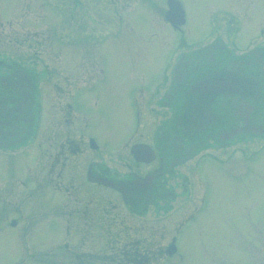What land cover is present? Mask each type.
Returning <instances> with one entry per match:
<instances>
[{
    "label": "flooded vegetation",
    "instance_id": "flooded-vegetation-1",
    "mask_svg": "<svg viewBox=\"0 0 264 264\" xmlns=\"http://www.w3.org/2000/svg\"><path fill=\"white\" fill-rule=\"evenodd\" d=\"M96 1L99 5L91 7L77 0V19L97 24L113 17L116 28L138 29L134 19L139 14L148 13L153 24L158 10V28L163 23L182 31L187 23L180 0H138L139 6L128 9L136 0H108L105 11ZM151 1L157 7L150 11ZM259 2L242 0L243 13L231 4L213 11L224 20L210 19L208 24L218 25L217 31L223 32L202 46L184 49L178 45L166 78L158 77L151 86L130 84L140 83L144 76L134 60L127 59L128 84L105 87L113 77L103 68L101 47L91 75H86L90 70L75 77L74 70L43 71V99L34 71L22 64L0 71V156L21 158L23 172L43 158V186L51 209L47 221L52 228L62 229V237L108 235L116 227L128 231L135 226V231L144 232L145 226H152L140 220L162 221L164 202L176 196L179 181L188 189L191 174L205 159L225 164L230 148L244 149L243 143L235 141L264 137V48L260 39L245 52L230 47L235 44L234 35L239 36L251 20L250 6ZM258 32L262 37L264 27H258ZM106 33L94 38L97 45L107 41ZM23 34L14 39L15 44H35L28 31ZM188 162L190 169L181 176L179 167ZM100 189L115 193L118 199L102 198ZM126 215L139 222L129 221ZM162 228L158 231L163 232ZM158 231L139 236L155 237ZM114 237L117 243L121 234ZM110 252L129 260L110 264H150L163 249L129 240ZM100 257L76 253L72 261L100 264Z\"/></svg>",
    "mask_w": 264,
    "mask_h": 264
},
{
    "label": "rangeland",
    "instance_id": "rangeland-1",
    "mask_svg": "<svg viewBox=\"0 0 264 264\" xmlns=\"http://www.w3.org/2000/svg\"><path fill=\"white\" fill-rule=\"evenodd\" d=\"M85 1V5L91 7L99 5L96 0ZM100 1V11H105L108 0ZM254 1L258 0H250L251 3ZM180 2L187 19L182 31L163 23L158 28L155 23L158 22V10L153 17L154 26L149 14L144 13L134 19L139 28L128 29L116 28L113 17L97 24L78 20L77 0H0V71L7 72V66L17 64L34 71L43 99L46 87L43 71L74 70L75 77L79 72L90 70L86 75H91L92 68L96 69V53L101 47L103 68L108 76L113 77L105 87L128 84L131 68L127 59L134 60L136 69L144 76L140 83L130 84L151 86L158 77L166 78L178 45L184 49L202 46L216 33L223 32L222 29L217 31L218 25H209L208 22L216 18L221 23L224 18L211 13L231 4V0ZM241 2L236 0L231 7L243 13L239 8ZM138 4L141 3L136 0L127 9ZM156 7L157 3L151 1L150 11ZM250 11V22L239 36L234 35L235 44L230 46L240 53L260 41L264 48V35L258 37V27H264V0H260L256 7L250 6ZM227 18L234 17L227 15ZM23 31L30 33L31 42L35 41V44L14 43V39L24 37ZM104 33L107 41L97 45L94 38ZM41 124L43 126V119ZM236 142L243 143L244 149L238 151L236 147H229L225 164L210 157L191 174L188 189L178 182L176 196L164 202L162 221L140 220L152 228L145 226L144 232H137L135 226L128 231L116 227L108 235L102 232L103 235L83 237H62V229L52 228L53 224L47 221L51 209L43 186L46 171L40 151L37 153L41 161L38 158L36 167L30 172H23L26 168L21 158L1 155L0 264H77L72 261L76 253L113 256L115 250L110 251L129 240H138L142 245L151 243L156 251L162 247L161 257L150 264H264V137L247 136ZM188 163L179 167L181 176L190 169ZM173 181L170 180L169 184L172 185ZM98 194L102 198L118 199L115 193L104 189ZM127 218L136 221L132 220L135 219L133 216ZM12 221L16 224L12 225ZM154 224L158 225L153 229ZM150 230L158 231V235L139 236H146ZM116 233L121 234V244L119 241L115 243ZM173 235L177 251L169 256L166 248Z\"/></svg>",
    "mask_w": 264,
    "mask_h": 264
},
{
    "label": "trees",
    "instance_id": "trees-1",
    "mask_svg": "<svg viewBox=\"0 0 264 264\" xmlns=\"http://www.w3.org/2000/svg\"><path fill=\"white\" fill-rule=\"evenodd\" d=\"M261 80H262V83H264V72L261 73ZM99 260H100V264H108L110 262L125 261L126 257L123 254H119L118 258H116V255H113V256L101 255ZM126 261H129V260H126Z\"/></svg>",
    "mask_w": 264,
    "mask_h": 264
},
{
    "label": "water",
    "instance_id": "water-1",
    "mask_svg": "<svg viewBox=\"0 0 264 264\" xmlns=\"http://www.w3.org/2000/svg\"><path fill=\"white\" fill-rule=\"evenodd\" d=\"M174 242H175V238L172 239V243L167 247V253L169 255H172L176 252V246Z\"/></svg>",
    "mask_w": 264,
    "mask_h": 264
}]
</instances>
